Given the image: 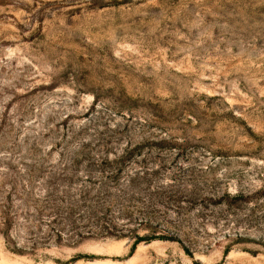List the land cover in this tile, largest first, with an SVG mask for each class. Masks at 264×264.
<instances>
[{
    "label": "rangeland",
    "instance_id": "1",
    "mask_svg": "<svg viewBox=\"0 0 264 264\" xmlns=\"http://www.w3.org/2000/svg\"><path fill=\"white\" fill-rule=\"evenodd\" d=\"M0 264H264V0H0Z\"/></svg>",
    "mask_w": 264,
    "mask_h": 264
}]
</instances>
